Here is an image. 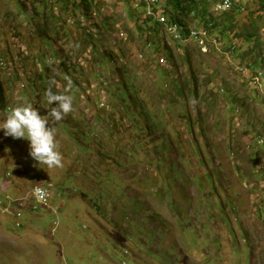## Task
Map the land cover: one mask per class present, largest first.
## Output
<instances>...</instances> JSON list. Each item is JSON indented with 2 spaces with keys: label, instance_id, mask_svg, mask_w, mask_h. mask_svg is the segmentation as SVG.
I'll use <instances>...</instances> for the list:
<instances>
[{
  "label": "rangeland",
  "instance_id": "obj_1",
  "mask_svg": "<svg viewBox=\"0 0 264 264\" xmlns=\"http://www.w3.org/2000/svg\"><path fill=\"white\" fill-rule=\"evenodd\" d=\"M80 2L0 0V67L16 69L1 70L4 104L44 116L50 83L73 97L55 124L61 168L0 130V264H264V174L253 170L264 164V59L250 68L264 21L250 26L241 9L226 33H256L260 46L241 40L240 51L215 30L204 54L164 27L143 37L138 0ZM155 39L168 58L144 45ZM39 183L50 198L34 211Z\"/></svg>",
  "mask_w": 264,
  "mask_h": 264
},
{
  "label": "clouds",
  "instance_id": "obj_2",
  "mask_svg": "<svg viewBox=\"0 0 264 264\" xmlns=\"http://www.w3.org/2000/svg\"><path fill=\"white\" fill-rule=\"evenodd\" d=\"M163 2V0H162ZM133 4H136L135 8L141 7L140 4L133 2ZM143 10V9H141ZM164 10V8H163ZM165 13V10H164ZM165 16L167 18V24H178L176 23H169L168 22V15L165 13ZM140 24L144 21V19L142 17H140ZM73 24H78L80 26L81 24V20L78 18H73L72 19ZM86 24V27H89V24H87L86 22H84ZM154 23V22H151ZM159 27L157 30H160V27H164L163 25L158 24ZM179 25V24H178ZM194 27H196L195 25H193ZM180 27H182L180 25ZM190 27V26H189ZM183 28V27H182ZM165 29V27H164ZM196 29H200L199 27H196ZM186 31V33H185ZM159 32V31H158ZM182 40L181 41H175L173 40L175 43H182V42H190L192 44H194L197 48H199L201 50V52H203L204 54H208L211 53L212 50H210L211 48H215L214 46H216V43L212 42L208 43L207 41V49L204 52L201 47H199L197 44L189 41L187 39V27L183 28L182 32ZM153 35H155V31H149V32H144L143 33V37L148 36L149 39L153 38ZM209 37H212L211 34H209ZM209 37L207 39H209ZM217 41V39H216ZM145 42V41H144ZM160 41H157L156 39L154 40V42L152 43L151 41L144 43L145 46L148 47V49H151L153 46H157V47H161V49H163L164 53H166V56L168 58L169 54H172V51L170 50V48L168 49V46L162 44L160 45ZM116 45V44H115ZM92 49H90L91 51ZM234 50V48H231V51ZM167 58H163L166 61V66L161 65L159 62L158 64L164 68L168 67V61ZM161 59V58H160ZM12 67H8V63H4L2 64V67H0V72L2 69L5 70H10V74L7 75L8 77L11 76L12 72L16 73V69L13 68V62L10 63ZM1 66V65H0ZM158 66V67H160ZM238 68V71L240 68H243L244 66H241L239 64H236ZM173 67V66H172ZM240 72V71H239ZM261 74L262 77V71H258V72H253L252 74H250L248 77L252 80L253 77L257 76L258 74ZM2 75V72H1ZM248 75V73H246V76ZM260 77V80H261ZM71 80L69 79L67 81V86L65 89V92H67V89L71 87ZM261 85V84H260ZM44 97L46 100L47 105L49 106V110L47 111V114L44 116H41L38 114V110L36 108H34V106L31 103H21L18 104L16 107H14L12 109L11 105L6 106V104H4V106L2 108H0V111H4L6 113V116H4L3 118H0V130L3 131V135L4 136H11L13 139L16 138H21V139H26L29 142V156L35 160L38 165H44L46 166L48 169H57V168H61L62 165V154L59 151V147H58V142L56 140V129H55V124L56 122H59L61 120H63L65 118V116L73 111V97L71 95L68 94H60L57 93L55 91H53V87L50 83L49 87L45 90L44 92ZM7 98V97H6ZM5 98V100H6ZM240 108L237 107L236 105V109L234 111V115L236 118H238V114L240 112L239 110ZM200 119V117H198ZM191 129V128H189ZM191 131H193V129L189 130V132L191 133ZM256 138H260V140L257 142V145L260 148V152H264V140L262 139L261 135H258ZM260 144H263V146H261ZM258 152H253L254 156L255 154H257ZM253 170L255 173H259V174H264V164H261L260 160H258V158L256 157L253 160ZM44 181V180H43ZM249 182V181H248ZM41 183V182H40ZM36 184L34 186V188L32 189L31 195L28 196L30 198V200H34L36 202L37 205L39 206H30L34 211L37 210V208L41 207V208H45L48 206V199L50 198V194L47 188H45L42 184ZM9 187V185H8ZM51 187V186H50ZM264 188V186L262 187ZM34 191H35V195L38 199H44L45 196L47 195V197L45 198V201H39L35 198L34 196ZM261 200H263L264 202V193H261ZM16 202V201H15ZM20 203H18L19 205L23 204V200L19 201ZM264 207V206H263ZM260 209H262V207H259ZM264 209V208H263ZM14 211L16 212V217L20 218L22 215H20V212H17V210L14 209ZM19 215V216H18ZM259 216H261V214H259ZM17 227H20V224H17Z\"/></svg>",
  "mask_w": 264,
  "mask_h": 264
},
{
  "label": "trees",
  "instance_id": "obj_3",
  "mask_svg": "<svg viewBox=\"0 0 264 264\" xmlns=\"http://www.w3.org/2000/svg\"><path fill=\"white\" fill-rule=\"evenodd\" d=\"M216 1V0H215ZM42 2V1H41ZM165 13L168 15L169 23H178L183 28L187 27V23L192 21L197 24L199 28L205 29L208 34H212L213 31L219 30L218 34L227 36L228 40L235 43L238 42V49L241 51L242 45L241 40L244 43H248L251 46L254 45V50L260 46L258 34L252 32H239L230 36L226 33L230 26H226V21H233L236 19L237 15H240V10L246 8L248 14H250L251 20H249V25L252 26L256 24V21H264V0H248L245 4V7L241 3H235L234 0H231V8L225 13L216 14L213 11L214 2L211 0H163L162 2ZM80 5L90 7V4L87 0H81ZM140 13L143 15V10H140ZM217 16V17H216ZM218 17H221L218 19ZM225 21V22H224ZM237 22V20L235 21ZM234 23L231 24L233 26ZM151 20H144L140 25V31L149 32L150 30H146V24H150ZM153 27L150 29H154L157 31L159 25L157 23H153ZM196 26V25H195ZM197 27V26H196ZM182 28V30H183ZM256 29V27L254 28ZM142 32V33H144ZM186 33V31H185ZM241 48V49H240ZM259 54L257 57V62L250 64V68L257 63H260L262 58L264 57ZM1 76V73H0ZM5 99L3 97V90L0 83V108L4 106Z\"/></svg>",
  "mask_w": 264,
  "mask_h": 264
},
{
  "label": "bare ground",
  "instance_id": "obj_4",
  "mask_svg": "<svg viewBox=\"0 0 264 264\" xmlns=\"http://www.w3.org/2000/svg\"><path fill=\"white\" fill-rule=\"evenodd\" d=\"M138 4H140L141 9H143L142 18H144V20L149 19L152 22L163 25L173 40L175 41L182 40V35H177L176 32L172 31L171 24H167V18L166 16H164L165 13L163 10L162 0H138ZM230 8H231V3H226L225 0H216L214 2L213 11L216 14H221V13H225ZM172 26H180V25L172 24ZM191 32H194L195 37L191 36L190 27H187V36H188L187 39L197 44L199 47H201L202 50L206 51L207 49L206 40L209 37L208 32L206 30H203L202 28L196 29V27L194 26H191ZM213 43L214 44L216 43L215 38L213 39ZM239 71L243 72V69L240 68ZM258 76L261 77V74L259 73L257 76L253 77L251 83L256 84L254 79Z\"/></svg>",
  "mask_w": 264,
  "mask_h": 264
},
{
  "label": "built area",
  "instance_id": "obj_5",
  "mask_svg": "<svg viewBox=\"0 0 264 264\" xmlns=\"http://www.w3.org/2000/svg\"><path fill=\"white\" fill-rule=\"evenodd\" d=\"M225 2L226 3H231V0H225ZM165 16V15H164ZM152 22V21H151ZM171 28H172V31H174V32H176V34L177 35H181L182 33V27H180V26H172V24H171ZM203 30H205V29H203ZM190 34H191V36L192 37H195L194 36V32H191V27H190ZM162 65H164V64H162ZM34 196H35V198L37 199V200H39V201H42V202H44L45 201V198L47 197V195L45 196V198L44 199H38L37 197H36V195H35V191H34ZM19 216V215H18Z\"/></svg>",
  "mask_w": 264,
  "mask_h": 264
}]
</instances>
